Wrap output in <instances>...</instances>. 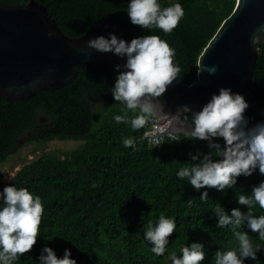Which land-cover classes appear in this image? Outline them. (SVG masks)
Segmentation results:
<instances>
[{"label": "trees", "instance_id": "16d2710c", "mask_svg": "<svg viewBox=\"0 0 264 264\" xmlns=\"http://www.w3.org/2000/svg\"><path fill=\"white\" fill-rule=\"evenodd\" d=\"M37 1L48 7L70 37H79L92 27L108 30L124 41L158 35L175 50L184 85L196 81L199 56L237 5V0H157L161 9L179 3L184 10L178 26L166 34L133 25L127 15L130 0ZM258 48L253 83L243 95L248 104L244 112L248 128L264 123V45ZM118 75L119 71L96 65L82 69L73 83L55 93L41 91L29 99L1 100L0 174L4 163L20 150L21 140L83 141L79 149L64 157L42 154L12 177L9 186L39 196L44 209L36 244L14 264H40L45 247L52 248L58 258L68 249L76 264H172L171 255L181 257V248L192 243L203 245L205 258L200 264H215L217 251L238 250L234 229L231 225L217 227L214 209L219 204L228 215L232 209L247 213L238 196L251 195L252 189L264 182V175L257 167L251 176L237 177L236 185L223 192L194 189L178 172L204 155L210 154L213 160L222 156L209 148L208 141L183 134L177 142L149 146L142 139L146 126L133 129L130 119L134 113L112 95ZM125 111L129 122L117 123L115 116ZM125 139H132L133 147H125ZM213 143L224 147L222 137L213 138ZM192 156L199 159L193 161ZM203 192L208 193V199H200ZM252 211L257 217L264 215L258 204ZM160 215L176 224L163 256L155 255L151 250L154 245L145 239L147 224L151 221L155 226ZM235 231L245 232L254 250L260 246L256 259L246 258L244 264H264V241L259 233L252 232L247 223Z\"/></svg>", "mask_w": 264, "mask_h": 264}, {"label": "clouds", "instance_id": "9594fccd", "mask_svg": "<svg viewBox=\"0 0 264 264\" xmlns=\"http://www.w3.org/2000/svg\"><path fill=\"white\" fill-rule=\"evenodd\" d=\"M127 15L131 23L141 29L155 28L169 34L178 26L184 10L179 3L161 9L157 0H130ZM258 40L259 37L254 36L253 45ZM87 46L100 53L112 52L119 57H127L123 66L126 71L119 72L111 91L115 101L134 113L130 119L133 129L144 127L150 118L163 116L170 121L168 135L172 141L178 140L179 134L208 141L209 148L222 156V159L213 160L210 154L204 155L192 167L182 168L178 172L180 179L187 178L196 190L207 187L223 192L236 185L237 177L251 176L257 167L264 175V123L247 127L244 112L248 104L242 95L232 94L230 89H220L219 94H214L201 111L192 113L189 123L187 113L190 109L187 106L170 116L164 113L159 101L180 72L174 63L175 50L168 42L158 35H145L128 43L110 34V39L100 36L89 40ZM211 72L214 73L215 69ZM115 121L129 122L128 112L115 116ZM216 137L223 138V148L213 143ZM123 143L125 147L134 145L132 139H125ZM198 159V156H192L193 161ZM0 195L3 197V206L0 207V264H14L18 256L25 255L36 244L44 209L40 197H34L26 188L17 190L15 186H6ZM200 199H208V193L203 192ZM238 203L247 206V213L232 209L231 215H228L219 204L214 209L218 217L217 227L231 225L238 240V250L215 253V264H244L246 258L256 259L260 246L254 250L249 236L245 232L235 231L245 223L252 232H258L259 239L264 241V215L257 217L252 211L256 204L264 209V182L255 186L251 195H239ZM175 228L174 220L164 215H160L155 226L149 221L145 239L154 245L151 250L155 255L163 256L168 237ZM202 249L203 245L199 243L182 247L181 257L178 258L175 253L171 255L172 264H200L205 258ZM70 256V251L65 249L63 258H58L52 248L45 247L39 260L40 264H76Z\"/></svg>", "mask_w": 264, "mask_h": 264}, {"label": "water", "instance_id": "95a60500", "mask_svg": "<svg viewBox=\"0 0 264 264\" xmlns=\"http://www.w3.org/2000/svg\"><path fill=\"white\" fill-rule=\"evenodd\" d=\"M110 34L114 33L92 27L79 37H70L43 2L8 4L0 0V102L29 99L41 91L55 93L73 83L87 67L101 65L126 71L123 66L127 57L100 53L87 46L89 40L100 36L110 39ZM254 36L259 37L256 45ZM258 45H264V0H237L233 12L199 56L201 68L196 81L184 85L179 72L159 98L164 113L176 115L178 109L187 106L190 123L192 113L201 111L220 89L243 96L253 83ZM174 63L179 67L175 56Z\"/></svg>", "mask_w": 264, "mask_h": 264}, {"label": "rangeland", "instance_id": "374dc122", "mask_svg": "<svg viewBox=\"0 0 264 264\" xmlns=\"http://www.w3.org/2000/svg\"><path fill=\"white\" fill-rule=\"evenodd\" d=\"M82 144L83 141L80 140L61 139H53L49 142L33 141L22 143L18 153L12 155L3 165L2 173L0 174V194L3 193L4 187L9 186L12 177L25 163L38 158L46 152L55 153L64 157L67 153L79 149ZM1 196L2 195H0V197Z\"/></svg>", "mask_w": 264, "mask_h": 264}, {"label": "built area", "instance_id": "2783aa9c", "mask_svg": "<svg viewBox=\"0 0 264 264\" xmlns=\"http://www.w3.org/2000/svg\"><path fill=\"white\" fill-rule=\"evenodd\" d=\"M163 116L159 118H150L146 123L145 130L142 134V139L149 146H161L167 142H177L180 140V135H178V140L172 141L168 135V129L170 127V121L165 119L162 122Z\"/></svg>", "mask_w": 264, "mask_h": 264}, {"label": "flooded vegetation", "instance_id": "af4514ba", "mask_svg": "<svg viewBox=\"0 0 264 264\" xmlns=\"http://www.w3.org/2000/svg\"><path fill=\"white\" fill-rule=\"evenodd\" d=\"M31 134V132H28V135H30ZM21 143H23V140H21Z\"/></svg>", "mask_w": 264, "mask_h": 264}]
</instances>
